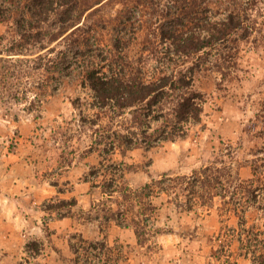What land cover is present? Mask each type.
I'll list each match as a JSON object with an SVG mask.
<instances>
[{
    "label": "rangeland",
    "instance_id": "374dc122",
    "mask_svg": "<svg viewBox=\"0 0 264 264\" xmlns=\"http://www.w3.org/2000/svg\"><path fill=\"white\" fill-rule=\"evenodd\" d=\"M21 1L25 2L0 0V5L15 7ZM132 1L86 0L85 6L99 3L81 20L114 16L128 4L131 6ZM157 1L140 0L131 14L132 21L126 23L124 30L131 35L127 53L132 58L138 54L145 33L135 29L139 24L146 27L144 22L150 21L152 4L155 7ZM254 2L258 23L250 37L238 42L231 50L233 53L216 51L222 71L209 70L195 82L207 95L201 123L193 126L184 139L165 142L150 150L135 148L113 155L114 161L128 164L123 180L132 188L164 173L192 176L204 166L221 167L222 163L229 165L234 179L251 176L250 160L257 140L251 118L264 100V0ZM11 25L0 20V157L9 152L21 154V161L27 162L29 171L42 184L41 199L34 207L38 206L37 221L45 236L42 240L28 238L23 255L15 264H47L50 251L65 254L63 246L68 248V240L79 243L80 237L92 241L105 239L111 247L104 253L100 249L95 251V256L82 250L80 264H165L163 257L180 264H219L215 256L219 255L220 244L232 242V229L238 224V217L224 210L220 196L205 203L198 200L188 210L175 206L174 194L154 197L156 218L149 224L160 231L153 232L142 243L138 238L133 242L136 237L131 227L122 228L114 220L105 222L108 207L118 208L121 196L116 193L109 198L93 185V180H97L93 170L102 157L98 151L90 150L93 130L80 121L79 110L72 103L74 97L80 96L86 110L88 90L80 84L76 69L64 75L53 69L59 80L50 79L48 71L38 66L41 60L37 58L48 48L36 52L37 45L24 43V48H33L35 53L6 54L7 49L19 42ZM61 38L50 42L49 48H56L51 57L64 48V44H59ZM104 38L108 40V34L104 33ZM210 58L215 62L217 57ZM28 211L35 212L31 208ZM56 238L61 242L59 245ZM224 255L222 261L226 259ZM64 257L68 258L66 255L61 258ZM238 262L249 264L243 259Z\"/></svg>",
    "mask_w": 264,
    "mask_h": 264
},
{
    "label": "trees",
    "instance_id": "16d2710c",
    "mask_svg": "<svg viewBox=\"0 0 264 264\" xmlns=\"http://www.w3.org/2000/svg\"><path fill=\"white\" fill-rule=\"evenodd\" d=\"M134 1L114 16L95 20L81 19L99 2L85 6L86 0H25L16 8L0 5V20L12 23L19 36V42L5 53L33 54L35 49L23 46L32 43L37 45L36 52L48 48L37 58L51 80H59L53 69L60 75L78 71L80 84L88 90V106L83 108L80 96L72 103L79 110L80 121L93 130L90 150L102 157L93 170L97 179L93 185L109 198L116 193L121 196L118 208L108 207L106 223L114 220L133 228L142 243L160 231L149 224L156 218L154 197L174 194L175 206L188 210L198 200L205 203L220 196L224 210L233 212L238 224L232 229V242L220 244L217 257L223 253L225 264H236L232 260L235 245V255L249 259L250 264H264V100L251 118L257 140L249 178L234 179L229 165L222 163L221 167L204 166L192 176L164 173L132 188L123 180L128 164L113 160L118 151L150 150L184 139L201 123L207 95L195 82L209 70L222 71L216 51L233 53L238 42L250 37L258 23L253 8L256 2L158 0L155 7L152 4L150 21L144 22L146 27L139 24L135 29L145 33L132 58L127 53L131 35L124 28L139 7L140 0ZM60 37L64 48L51 57L56 48H49L50 42ZM212 56L217 57L215 62ZM79 239V243L70 241L75 264H80L82 250L95 256V251L104 253L111 248L105 239Z\"/></svg>",
    "mask_w": 264,
    "mask_h": 264
},
{
    "label": "crops",
    "instance_id": "0c3cea01",
    "mask_svg": "<svg viewBox=\"0 0 264 264\" xmlns=\"http://www.w3.org/2000/svg\"><path fill=\"white\" fill-rule=\"evenodd\" d=\"M2 155V158H0L5 159V161L0 160V264H15V261H19L22 257L23 250L28 244V238L38 240L45 238L42 225L37 221L40 216V212L36 210L38 206L34 207V203L36 204L41 199L39 194L43 186L39 184L35 173L32 175L29 171L27 162L21 161L23 159L21 154L9 152ZM43 198L45 196H42ZM29 208L35 212L30 214ZM120 227L128 228L125 226ZM24 235L29 236L25 238L23 237ZM134 235L136 238L133 242H137L135 232ZM55 242L57 245L61 243L58 238H56ZM67 245L68 248L63 246L65 254L59 255L55 250L50 251L47 255V264H75L72 260L74 253L71 251L70 239ZM69 250L70 255L68 253ZM232 251V260L236 264H239V259L249 261L250 264L249 259L235 255L236 246H233ZM64 255L68 256V258H61ZM215 258L219 264H225V259L222 261V257L218 258L215 256ZM163 259L165 264H180L169 257H163Z\"/></svg>",
    "mask_w": 264,
    "mask_h": 264
}]
</instances>
